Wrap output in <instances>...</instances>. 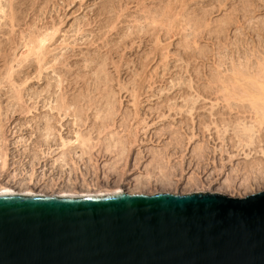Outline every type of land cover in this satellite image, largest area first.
Returning <instances> with one entry per match:
<instances>
[{"label": "rangeland", "instance_id": "1", "mask_svg": "<svg viewBox=\"0 0 264 264\" xmlns=\"http://www.w3.org/2000/svg\"><path fill=\"white\" fill-rule=\"evenodd\" d=\"M259 81L264 0H0V187L262 189Z\"/></svg>", "mask_w": 264, "mask_h": 264}, {"label": "water", "instance_id": "2", "mask_svg": "<svg viewBox=\"0 0 264 264\" xmlns=\"http://www.w3.org/2000/svg\"><path fill=\"white\" fill-rule=\"evenodd\" d=\"M0 264H264V188L0 192Z\"/></svg>", "mask_w": 264, "mask_h": 264}, {"label": "bare ground", "instance_id": "3", "mask_svg": "<svg viewBox=\"0 0 264 264\" xmlns=\"http://www.w3.org/2000/svg\"><path fill=\"white\" fill-rule=\"evenodd\" d=\"M257 80H259V79H257ZM260 82V81H259ZM258 82V83H259ZM249 83V82H248ZM259 84H264V81L263 82H260ZM260 85V88L261 89H264V86H261ZM259 86V85H258ZM264 91V90H263ZM258 93H259V91H258ZM256 95V94H255ZM263 95V94H262ZM247 96V95H246ZM254 97V96H253ZM260 96H258V98H259ZM256 98V97H255ZM261 98H263V99H261ZM259 99H261V100H263L262 102H263V107L262 108H264V97H260ZM254 103H257V101H255ZM257 104H259V102L257 103ZM260 105V104H259ZM252 106V105H251ZM253 107H255V108H257L258 107V105H257V107H256V104L255 105H253ZM261 107V106H260ZM258 109H260V108H258ZM258 111V110H257ZM262 112H264V111H261V113ZM260 113V114H261ZM259 114V113H258ZM262 115V114H261ZM257 117V116H256ZM259 117V116H258ZM260 118H264V114H263V117H260ZM258 119V118H257ZM259 120V119H258ZM262 120V119H261ZM261 120L259 121V123L261 122ZM264 121V120H263ZM262 123H264V122H262ZM261 124V123H260ZM241 130H243L244 131V133H247V138H249V140H252L253 138V136H254V134H255V125L253 126V125H247L246 124V126L244 125L243 126V128L241 129ZM240 130V131H241ZM246 131V132H245ZM246 135V134H245ZM250 143H252V142H250ZM249 143V144H250ZM0 192H14V190H12V189H10V188H7V187H0Z\"/></svg>", "mask_w": 264, "mask_h": 264}]
</instances>
